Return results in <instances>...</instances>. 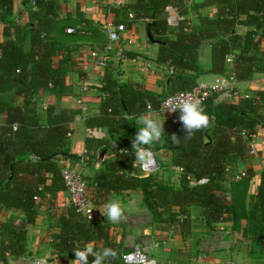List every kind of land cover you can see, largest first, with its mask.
Instances as JSON below:
<instances>
[{
	"label": "trees",
	"instance_id": "1",
	"mask_svg": "<svg viewBox=\"0 0 264 264\" xmlns=\"http://www.w3.org/2000/svg\"><path fill=\"white\" fill-rule=\"evenodd\" d=\"M22 2L28 19L19 26L11 17L13 0H0V21L4 23L0 40V115L4 116L0 123V211L11 209L23 216L21 227L14 226L12 221L0 223V261L27 253V226L43 214L55 228L50 234L57 257L55 264H75L73 250L83 249L88 243L97 251L105 247L119 251L117 261L106 258L102 264H124L121 253L125 249L113 237L108 221L89 220L71 203L62 212L55 202L57 193L65 191L58 157L77 158L69 152L67 133L80 109L68 106L61 98L71 91L66 75L76 67L72 45L80 39L102 40L103 35L79 10L78 20L71 14L61 19L59 0H34V9L26 6V0ZM167 5L177 8L184 16L176 26L167 24ZM189 6L196 14L194 24L185 17ZM189 6L187 0H127L122 7L126 26L135 20L152 19L146 24L153 38L159 40L157 60L174 68L169 93L196 84L197 76L202 73L198 56L204 44L210 46L212 73L227 71L229 54L233 55L231 73L235 79L244 81L264 72V0H199ZM202 7H214L215 14L197 13ZM80 22L85 27H77ZM66 26L74 27L75 31L67 33ZM241 27L246 28L244 32L239 31ZM100 92L99 112L83 120L87 129H103L108 135V138L88 136L85 142V161L92 169V174L85 177L90 202L101 206L116 193L140 190L152 218L164 223L168 216H173V233L183 240L192 232L191 218L186 216L192 206L202 208V218L196 221H203L211 229L220 221L234 218V227L241 226L242 234L257 248L253 259L261 264L264 261V166L256 192L245 193L247 202L240 201V205L232 208L222 195L228 181L239 175L243 187L240 194H234L237 200L253 177L252 168L239 170V167L250 160L251 141L257 128L264 129V89L251 90L249 95H239L234 101H219L211 95L204 104L215 122L208 129L197 131L188 141L184 139L186 133L178 115L171 132L156 144L169 153L171 165L181 168V182L174 186L158 180L152 172L143 176L135 168L130 138L137 129L131 117L144 113L147 104L157 110L167 94L154 95L132 83H120L108 72ZM43 94H50L55 100L46 106L44 121L38 106ZM173 133L180 137L179 145L169 138ZM111 140L124 143L129 149L112 153ZM155 149L151 146V150ZM101 153L104 156L100 159ZM188 176L189 180L203 177L208 180L191 186L186 180ZM180 264H187L185 258Z\"/></svg>",
	"mask_w": 264,
	"mask_h": 264
},
{
	"label": "crops",
	"instance_id": "2",
	"mask_svg": "<svg viewBox=\"0 0 264 264\" xmlns=\"http://www.w3.org/2000/svg\"><path fill=\"white\" fill-rule=\"evenodd\" d=\"M28 1L29 2L26 1L28 3L26 6L34 9V0ZM116 1L117 0H59V4L61 5V19L66 17L67 14H71L73 19L78 20L76 11L79 10L82 13V17L90 20L92 26L97 28L103 35L102 40L80 39L72 45V59L76 63V67L74 69L75 71H69L66 75V84L71 91L64 94L61 98L63 103L68 106L80 109V113L75 116L74 120L69 125L72 133L69 137V152L76 157L79 155L81 147L85 146L88 136H92L94 138H108L105 130L87 129L83 121L84 117L94 115L99 112V104L101 100L100 87L103 84L104 76L107 72L120 83H132L134 87L144 88L154 95H165L169 93L168 90L170 87V81H172L170 79L172 78L173 72H170V65L168 63H160L157 60L160 50L159 43L152 42L149 39L147 34V31L149 30L148 25L141 19L135 20L130 26H127V30L122 33L120 40L113 43L114 50L107 54L106 64L100 65L97 63L99 56L93 52L91 48H94L95 46H102L107 42V32L105 27L106 22L112 21L114 23H124L123 19L125 18V13L122 11V7L127 0H121L124 3L121 5H117ZM197 2H199V0H187V5L189 6ZM22 3V0H13L11 17L19 26L24 25L28 19L27 11L23 8ZM215 11L214 7H202L197 10V13L213 16ZM185 17L188 18L192 24L196 22V17L192 16V19L189 17V13L186 14ZM3 25L4 23L0 21V40H2ZM79 26L83 28L85 27V24L80 22L77 24V27ZM69 27L71 28L72 26H66L65 31ZM245 29V27H241L239 28V31L244 32ZM89 33L90 31L87 32V34ZM61 53H63V51H61ZM210 54V46L208 44L202 45L198 56V63L202 68V73L197 76L196 83L204 82L212 84L216 81V79L228 77L235 82L237 91L241 90L243 92L250 93L251 90L264 89V72L255 73L251 78L244 81H239L232 77V54H229L226 57L227 71H225L224 74H215L210 72ZM239 95L245 94L239 93ZM41 101L52 103L55 100L52 95L43 94ZM82 106L84 108H82ZM45 108L46 105L41 108L39 106V116L42 121L45 120ZM121 115L128 119L131 117L128 114ZM141 115H149L156 120L164 121L163 126L165 129V135H168L171 132L173 124L171 121V114L168 112L158 113L157 110L147 109L144 113L131 117L137 129L130 138H133L138 129L142 127L139 123V117ZM3 119L4 116L0 115V123ZM120 137L123 140L125 139L124 136ZM252 141L251 148L254 149V153L250 154L251 157L248 162L241 164L239 167L240 170H243V167L249 166L252 168L254 173L253 177L247 184L248 186L245 185L244 194L235 200L234 194H240L243 187V178L240 176L238 178V175L234 176L231 186L227 183L228 190L224 195L227 196L228 202L227 199L226 202L232 206V208L240 205V201L241 204L247 202V194L245 195L246 191L247 193L256 192L259 175L264 166V129L262 127L257 128V132L253 136ZM152 146L156 147V149L151 151L159 159H166L167 163L170 162L168 152L162 148H157L156 144H153ZM79 166L83 169V173L85 171L89 172V170H92L87 164H79ZM109 201H119L124 209V214L136 217L139 216L138 218H140L141 213H145L148 210L143 203L138 190L116 193L110 197ZM55 202L56 205L59 206L58 210L65 212V208L69 204L68 193L66 191H59L56 195ZM105 205L106 203L101 205V207H105ZM17 213L18 212L14 210L4 208L0 211V218H3L6 214L10 215V217L12 215L15 216ZM187 215L190 216L193 227L194 222H197V219L202 218V208L199 206H192L186 216ZM230 216L233 217L232 215ZM16 220L17 219H15V221ZM234 220L236 219L232 218V220L220 221L216 224L218 226H215L218 227V230L221 227L226 233L229 231L230 234H234L236 239L230 237V240H224V244L216 245V247L213 248V251L208 253V247L204 245V250L199 251L196 243L188 241L183 243L185 239L183 240L181 237L175 235L174 236L177 239L170 238L171 235H173L172 229L168 230V227H164L162 225L164 223L160 224L161 222H152L153 220H151L145 225L140 224L135 226L128 225L127 222L126 224H123L125 223V220H120L121 223H113L107 219L106 215L94 218V221L97 223H105L108 221L112 227L113 237L115 240L122 243L123 248L127 247V244L132 243V241L137 239H147L149 244L153 243L148 249L150 251V255L157 260L158 264H180L181 259L184 258L187 264H253L252 262H249L253 260L251 255L248 254L249 247L247 244L249 241L242 234L240 230L241 226L238 229L234 227ZM54 230L55 228L52 226L51 220L46 219L45 215L39 214L35 223L27 226V253L20 257H13L10 264H35V258L43 256V251L49 252L56 263L57 257L51 247L50 238V234ZM216 232L217 231H215V233ZM192 234H194L193 231ZM179 238H181V241H179ZM192 241L194 240L192 239ZM195 248H197L196 251ZM94 259V256L89 255V264H91V261ZM2 263L9 264L8 260Z\"/></svg>",
	"mask_w": 264,
	"mask_h": 264
},
{
	"label": "built area",
	"instance_id": "3",
	"mask_svg": "<svg viewBox=\"0 0 264 264\" xmlns=\"http://www.w3.org/2000/svg\"><path fill=\"white\" fill-rule=\"evenodd\" d=\"M117 5H121L123 2L121 0L116 1ZM124 4V3H123ZM165 19L167 24L170 26H176L178 22L184 18V16L179 12V10L171 5H167L165 7ZM130 19L133 18V14L131 12L128 13ZM146 23H151L152 19L147 17L141 19ZM106 32H107V42L102 46H95L91 48L93 52L98 54L97 63L100 65L106 64L107 54L114 50L113 43L119 41L122 37V33L127 30V26L125 23H114L109 21L106 23ZM67 32H73L74 28H67ZM170 72H174V68L172 65L169 66ZM235 80V79H234ZM211 95L216 96V100L219 101H230L231 99H236L238 95L237 86L231 78L223 77L221 79H216V81L212 84H207L204 82H198L194 86L189 89L178 90L172 93H168L161 100L159 107L157 109L158 113L168 112L171 114V121L176 123L178 121V115H180L179 110L175 112H170L165 110L169 103H174L181 97L192 96L196 98H200L203 100H207ZM82 108H84L82 106ZM147 109L152 110L150 104H147ZM71 131L67 133V136H71ZM110 151L112 153H116L118 151H126L129 149L127 145L124 143L111 140L110 141ZM152 152V151H151ZM153 153V152H152ZM254 153V149L251 148L250 154ZM87 154L86 147H81L80 153L75 159L66 158L64 156L58 157V165L60 169L61 176L64 180L65 191L69 196V203L75 206L78 212H81L86 218L89 220H94V218L102 216L103 212H105V207L95 206L93 205L89 198L86 195V180L83 174L82 169L79 164H86L85 158ZM106 154V153H105ZM104 154H100L99 158H103ZM98 165V163H96ZM134 166L138 169L143 176L149 175L159 166V161L156 158V155L153 153V157L150 161L145 162L141 165L138 161L134 160ZM181 170V168H180ZM243 172V171H242ZM241 172V175L243 174ZM239 175L237 176V178ZM207 181L206 177L200 179L192 178V182L194 184L204 183L202 181ZM89 209L91 213L89 215ZM11 258L8 257V263H11ZM121 260L124 264H158L157 260L147 252L146 248L141 243H135L131 247L125 249L121 253ZM35 264H54V259L51 260L49 258L38 257L35 258ZM0 264H4L0 261Z\"/></svg>",
	"mask_w": 264,
	"mask_h": 264
},
{
	"label": "clouds",
	"instance_id": "4",
	"mask_svg": "<svg viewBox=\"0 0 264 264\" xmlns=\"http://www.w3.org/2000/svg\"><path fill=\"white\" fill-rule=\"evenodd\" d=\"M165 110L170 112L179 110V120L186 133L184 135L185 141L191 140L197 131L208 129L215 122V117L209 115L206 111L203 100L192 96L181 97L174 103H169ZM139 123L142 127L138 129L136 135L132 138L131 148L135 160L143 165L152 159L151 146L160 142L165 134V129L163 126L164 121L156 120L149 115H141ZM169 138L173 144L179 145L181 143L180 137L175 133ZM91 210L89 209V215ZM102 214L106 215L109 221L118 223L124 215V209L119 201H109L106 203L105 212ZM73 251L75 264H89V255L95 257L91 264H102L106 258L110 262H115L120 256L119 251L111 247H105L97 251L92 243L86 244L83 249L75 248Z\"/></svg>",
	"mask_w": 264,
	"mask_h": 264
},
{
	"label": "rangeland",
	"instance_id": "5",
	"mask_svg": "<svg viewBox=\"0 0 264 264\" xmlns=\"http://www.w3.org/2000/svg\"><path fill=\"white\" fill-rule=\"evenodd\" d=\"M26 1L29 2L28 0H26ZM27 2H25V4H28ZM188 13H189V17H191L192 19H193L192 16L196 17L195 12L193 11L192 8H190V6H189V9H188ZM239 93L245 94V95H249L250 94V93H246V92H243L241 90H238V95L237 96H239ZM236 99H231L230 101H234ZM48 104L49 103H47L45 101L42 102L41 99L38 101V106H40V108L42 106H45V105L47 106ZM158 160H160L159 161V166H158V168H156L152 172L153 174L157 175L158 180H162L163 179L166 183H168V184H170L172 186L179 184L181 182V179H182V176H181V172L182 171L180 170V167H178L176 165H171L169 162H168L169 163L168 164L166 159H163V160L162 159H158ZM237 171H238V169H237ZM83 174L86 177L87 175L92 174V170H89V172L85 171ZM186 180H188V183L191 186L194 185V183L192 182V178H190V180H189V176H188V178H186ZM232 180L233 179L228 181V184L230 186L232 185ZM227 190L228 189H226V191ZM138 191H139L140 197H142L141 191L140 190H138ZM223 194H226V193H223ZM222 198L226 201L227 196L222 195ZM227 202H228V199H227ZM57 208H59V206H57ZM152 216H153L152 213L149 210H147V212H145V213L143 212V213L140 214V218H138L139 216L136 217V216H131V215H128V214L127 215L124 214L123 217L121 218V220H125V223H123V224H126V222H127L128 225H135V226L140 225V224L145 225L146 223H149L153 219ZM22 218H23V216H22L21 213H17V214H15V216L12 215L11 217H10V215L6 214L3 218H0V223L4 222V221L5 222L6 221H12V224L14 226L21 227L22 220H23ZM167 218L168 219H167L166 222H164V224H162V223H160V224H162L164 227H168V230L169 229H173V226L175 225L174 221H173V216L172 217L168 216ZM181 218H183V217H181ZM15 219H17V220L15 221ZM193 220H195V219H193ZM154 221L155 220L153 219L152 222H154ZM202 222L203 221H199V220L197 222H194V225H193V228H192V231L194 232V234H192V232H191L189 235H187L185 240L184 241L182 240L183 243L185 241H188V242H191V243H196V245H198L197 248H198L199 251L200 250H204L203 249V245H204V246L208 247V253H211L213 251V248L216 247V245L224 244V240H226V241L230 240L231 239L230 237L236 239L235 235L234 234H230L229 231H228V233H226L225 230H222L221 227L218 230V227H216L218 225L214 226V228L212 227V229H211V228L206 227L204 225V223H202ZM119 223H121V222H119ZM196 226H198V227H196ZM215 231H217V232L215 233ZM172 234L173 235H171L170 238L177 239L175 236L180 237L179 234L173 233V230H172ZM179 239L178 240L181 241V238H179ZM192 239L194 241H192ZM247 240L249 241L248 244H247L248 247H249L248 254L251 255V258L253 259L254 255H255L254 253L257 252V248L255 246H252V243H251V241L249 239H247ZM135 243H141L146 248L147 252H150L148 248H149V246L151 247V245L153 244V243L149 244L147 239L146 240L137 239V240L132 241V243L127 244V247H125L124 249L131 247ZM197 248H195V251H196ZM247 251H248V248H247ZM43 252H44L45 255L43 254V256H40V257H44L45 256V258H49L50 260L53 258L52 255L49 252H45V251H43ZM253 260H251L249 262L250 263L252 262L253 264H260V262H261L260 260H258V261H255V260L253 261ZM54 264H55V260H54ZM261 264H264V261H262Z\"/></svg>",
	"mask_w": 264,
	"mask_h": 264
},
{
	"label": "water",
	"instance_id": "6",
	"mask_svg": "<svg viewBox=\"0 0 264 264\" xmlns=\"http://www.w3.org/2000/svg\"><path fill=\"white\" fill-rule=\"evenodd\" d=\"M148 37L152 42L159 43V40H155L150 32V30L147 31ZM103 153H101L102 155Z\"/></svg>",
	"mask_w": 264,
	"mask_h": 264
}]
</instances>
